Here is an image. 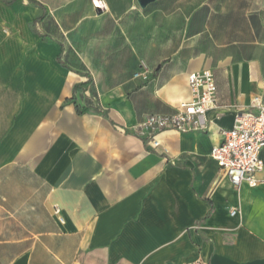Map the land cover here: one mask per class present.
I'll return each mask as SVG.
<instances>
[{
  "label": "crops",
  "instance_id": "0c3cea01",
  "mask_svg": "<svg viewBox=\"0 0 264 264\" xmlns=\"http://www.w3.org/2000/svg\"><path fill=\"white\" fill-rule=\"evenodd\" d=\"M0 1L13 13L0 15L4 264L25 255L28 264H264V184L236 188L211 158L236 114L255 97L264 100V0H195L187 13L181 0L144 9L138 0H98L105 8L96 11L116 22L134 23L136 14L146 22L144 47L145 13L204 27L192 34L194 47L167 55L161 33L151 62L132 40L114 62L93 61L80 73L51 65L56 74L40 80L34 65L26 74L20 64L27 46L20 28L35 22L40 4ZM121 38L118 48L125 46ZM51 52L58 61L62 46L52 44ZM141 61L153 69L147 83L131 78ZM206 70L218 88L208 130L166 131L152 149L139 125L190 100L188 76ZM113 71L124 75L102 74ZM88 80V89L76 93ZM77 106L90 110L80 114Z\"/></svg>",
  "mask_w": 264,
  "mask_h": 264
},
{
  "label": "rangeland",
  "instance_id": "374dc122",
  "mask_svg": "<svg viewBox=\"0 0 264 264\" xmlns=\"http://www.w3.org/2000/svg\"><path fill=\"white\" fill-rule=\"evenodd\" d=\"M21 1L24 5H43L48 14L44 22H29L22 24L20 28L21 42L23 45H27L21 49L20 64L26 70V74H28V66L34 65L36 67L37 80L43 79L44 75L48 77V73L56 74L53 68L50 67L51 65H54L57 70H60L59 66H61L70 72L80 73V70L86 68L87 64H92L93 61L100 62L101 60H105L107 62H114L117 53H121V50L127 53V44L131 43L132 40L139 48L143 46V60L151 62L160 53L157 43H162L161 33L165 35L164 55H167L175 47H192V43H194L192 42V34L204 27L202 23L190 25L186 23H174L163 17V15L157 14V12H148L144 15L146 17L149 16L147 22L149 40L148 45L144 47L145 41L144 37L141 38V32L144 31L146 22L143 21L145 23L141 24L138 14L135 17L133 16L134 23L131 22L132 20L120 23L116 22L110 15H101L96 11L97 8L94 0ZM111 1L120 2V0ZM194 1L181 0V11L187 13L189 10H192ZM168 2H172V0ZM37 8V17H39L43 12L39 6ZM0 15H13L11 8L5 7L1 1ZM39 35H43L44 38L42 39ZM119 35L124 37L123 40L125 42V46L121 48H118L115 44V41H122ZM127 39L129 42H127ZM223 42H228V40H223ZM52 44L58 45L59 49L62 46L63 52L58 61L56 54L51 52ZM201 44H204L203 39L198 42V45ZM102 74L106 77L109 74H114L118 77L124 75V73H119L118 71ZM128 74L132 76V72ZM150 80L144 81L138 79L137 81L147 83ZM4 261L5 259L0 255V264H4Z\"/></svg>",
  "mask_w": 264,
  "mask_h": 264
},
{
  "label": "built area",
  "instance_id": "2783aa9c",
  "mask_svg": "<svg viewBox=\"0 0 264 264\" xmlns=\"http://www.w3.org/2000/svg\"><path fill=\"white\" fill-rule=\"evenodd\" d=\"M103 10L105 5L98 6ZM153 75V69L145 62L139 63L133 77L147 81ZM188 85L192 97L179 103L172 114H150L139 125L146 143L152 149L161 147L160 135L166 131L181 133L206 132L208 130V112L217 101V84L211 71L193 72L188 76ZM223 142L211 151V158L226 173L231 184L239 188L243 184L255 188L264 184V161L261 152L264 149V100L253 99L250 109L235 117L232 129L223 132ZM259 175H262L259 177ZM238 213L233 209L231 215Z\"/></svg>",
  "mask_w": 264,
  "mask_h": 264
},
{
  "label": "trees",
  "instance_id": "16d2710c",
  "mask_svg": "<svg viewBox=\"0 0 264 264\" xmlns=\"http://www.w3.org/2000/svg\"><path fill=\"white\" fill-rule=\"evenodd\" d=\"M41 6V8H42V15L41 16H39L36 20H35V22H42V21H44L46 18H47V10H46V8L43 6V5H40ZM43 38V37H42ZM60 58V57H59ZM157 70H155L154 71V77L157 75ZM89 85H90V80H88V81H86V82H82V83H79V84H77L76 85V87H75V92L77 93V92H83V91H86L87 89H88V87H89ZM90 109L88 108V107H85V108H83V109H81L79 106H77V111H78V113H80V114H84V113H87L88 111H89Z\"/></svg>",
  "mask_w": 264,
  "mask_h": 264
},
{
  "label": "water",
  "instance_id": "95a60500",
  "mask_svg": "<svg viewBox=\"0 0 264 264\" xmlns=\"http://www.w3.org/2000/svg\"><path fill=\"white\" fill-rule=\"evenodd\" d=\"M157 0H138V3L141 8H147L150 4L154 3ZM15 264H28V255H25L18 259Z\"/></svg>",
  "mask_w": 264,
  "mask_h": 264
},
{
  "label": "bare ground",
  "instance_id": "6f19581e",
  "mask_svg": "<svg viewBox=\"0 0 264 264\" xmlns=\"http://www.w3.org/2000/svg\"><path fill=\"white\" fill-rule=\"evenodd\" d=\"M96 4L101 7V4L98 0H95Z\"/></svg>",
  "mask_w": 264,
  "mask_h": 264
}]
</instances>
